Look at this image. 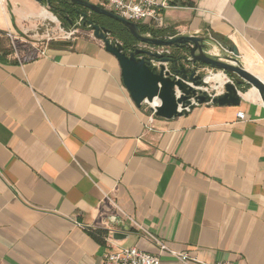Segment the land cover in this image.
Returning <instances> with one entry per match:
<instances>
[{"label":"crops","instance_id":"0c3cea01","mask_svg":"<svg viewBox=\"0 0 264 264\" xmlns=\"http://www.w3.org/2000/svg\"><path fill=\"white\" fill-rule=\"evenodd\" d=\"M162 1L145 33L204 36L219 56L235 45L264 81V0ZM45 7L0 0V264H103L106 241L91 231L157 252L137 224L195 264H264L258 90L159 118L135 105L91 29L48 40Z\"/></svg>","mask_w":264,"mask_h":264},{"label":"water","instance_id":"95a60500","mask_svg":"<svg viewBox=\"0 0 264 264\" xmlns=\"http://www.w3.org/2000/svg\"><path fill=\"white\" fill-rule=\"evenodd\" d=\"M38 1L50 9L66 11L62 4L64 0ZM65 1L74 7L77 19L75 23L70 21L71 27L83 26L91 29L95 38L103 42L106 51L119 60L123 85L137 107L151 104L158 99L160 103L155 105L156 107L151 105L155 115L173 119L202 104L239 106L241 92L247 87L257 89L264 103V81L242 65L235 45L224 47L225 57L228 58L223 59L209 52L211 41L204 36L158 37L142 32L137 23L109 11L98 3L90 0ZM91 14L97 17L94 18ZM101 17L119 23L131 38L118 39L124 37V29L101 24ZM80 19L81 23L78 24ZM160 47L168 48L170 53H158L155 49ZM208 67L225 73L227 77L221 87V93H217V89L212 87L214 96L200 89L209 87V83L205 81L206 77L202 74Z\"/></svg>","mask_w":264,"mask_h":264},{"label":"built area","instance_id":"2783aa9c","mask_svg":"<svg viewBox=\"0 0 264 264\" xmlns=\"http://www.w3.org/2000/svg\"><path fill=\"white\" fill-rule=\"evenodd\" d=\"M99 4L111 12L117 13L123 18L137 23L139 26H143L147 19L153 22H159L161 18V9L166 7V4L162 0H100ZM81 23V19L78 24ZM50 23H43V28L49 29ZM64 31V30H63ZM48 40H58V38L53 37L51 31H48ZM65 39L71 40L72 37L79 33L78 28L70 27L67 31H64ZM9 37L12 38V46L16 48L14 43V37L11 32ZM153 49V47H152ZM158 53L169 54L170 50L168 48L160 47L155 49ZM202 90L208 91L212 94V87H200ZM214 96V94H212ZM194 101V98H193ZM199 106V105H198ZM189 110V108H188ZM155 114V111L153 110ZM239 119H244V112L241 111L237 114ZM140 231L144 233V236L152 243L156 248L157 252L147 253L139 248L135 247H119L115 248V244L108 238H105L106 249L103 255V264H161L162 257L169 255L178 261L185 264H195L197 259L193 257L188 252H177L176 250L170 248L164 241L153 233L147 232L142 226L137 224ZM215 264H233V262H218Z\"/></svg>","mask_w":264,"mask_h":264},{"label":"trees","instance_id":"16d2710c","mask_svg":"<svg viewBox=\"0 0 264 264\" xmlns=\"http://www.w3.org/2000/svg\"><path fill=\"white\" fill-rule=\"evenodd\" d=\"M54 2H57V1H59V0H53ZM62 4H63V7H65L66 8V11H64V12H61L60 10H58V9H53V8H51L50 10L55 14V15H57L58 16V18L61 20V22H62V26L63 27H65L66 26V28L68 29V28H70L71 27V25H70V21H74V23H75V21L77 20L76 18H75V14H74V7L73 6H70V5H68L67 4V2L64 0L63 2H62ZM175 4H177V3H175ZM174 4V5H175ZM183 4H188L187 2H183ZM100 23L101 24H105V25H108V26H114V27H116V28H119V29H124V28H122V26L119 24V23H117L116 21H114V20H110V19H107V18H105V17H101V19H100ZM146 30L144 29L142 32H145ZM4 34V32L2 33V34H0V37H1V35H3ZM124 35V37L123 38H119L120 40H125V38H128V37H130L131 38V35L129 34V33H127L126 32V30L124 29V33H123ZM91 234H93V235H95L96 237H97V239L98 240H100L101 242H103V240H105L104 239V235L102 234V232H98V231H91Z\"/></svg>","mask_w":264,"mask_h":264},{"label":"rangeland","instance_id":"374dc122","mask_svg":"<svg viewBox=\"0 0 264 264\" xmlns=\"http://www.w3.org/2000/svg\"><path fill=\"white\" fill-rule=\"evenodd\" d=\"M45 9L47 10V11H49V12H51L53 15H55L51 10H50V8H49V6H47L46 5V7H45ZM57 18H58V16L57 15H55ZM44 20H46L45 22L46 23H50V26H49V29H50V31H51V34L53 35V37H56V38H58V40H61V41H65L66 39V35H65V33H64V31L66 30L67 31V28H66V26L65 27H63L62 26V22H61V20L58 18V20L57 21H55V20H52V19H45L44 18ZM52 22H51V21ZM44 22V23H45ZM54 22V23H53ZM140 28H142V31L145 29V28H143V27H140ZM45 27H44V31H45ZM64 30V31H63ZM78 30L79 31H83V30H88V28H86V27H83V26H81V27H79L78 28ZM46 32V35L48 36V32L47 31H45ZM80 33H77L75 36H73L72 38L74 39L76 36H78ZM46 36V38H48ZM73 39H71V40H73ZM119 39V38H118ZM68 40V39H67ZM221 57H223V59L225 58H228V57H225V54H221ZM203 73V77L205 78L207 75H208V73L209 72H214V73H217L218 72V70L217 69H211L210 67H208V68H206L204 71H202ZM227 78V77H226ZM207 86H209V87H214L215 88V86L213 85V83H209ZM217 89V88H216ZM217 91V90H216ZM152 104H149V103H146V104H144V106H147L148 108H151L152 109V106H151Z\"/></svg>","mask_w":264,"mask_h":264},{"label":"bare ground","instance_id":"6f19581e","mask_svg":"<svg viewBox=\"0 0 264 264\" xmlns=\"http://www.w3.org/2000/svg\"><path fill=\"white\" fill-rule=\"evenodd\" d=\"M41 17L44 19H52V20H55L57 21L58 18L53 15L51 12L47 11L46 9H44L42 12H41ZM226 75L225 73L221 72V71H218L217 73H214V72H209V74L206 76L205 78V81L207 83H213L214 86H216V88H221L225 82H226ZM160 101L158 99H155L153 103H151L153 106L159 104ZM156 107V106H155Z\"/></svg>","mask_w":264,"mask_h":264},{"label":"flooded vegetation","instance_id":"af4514ba","mask_svg":"<svg viewBox=\"0 0 264 264\" xmlns=\"http://www.w3.org/2000/svg\"><path fill=\"white\" fill-rule=\"evenodd\" d=\"M82 9H83V8H82ZM91 16L94 17V18L97 17V15L95 16V15H93V14H91ZM98 18H99V17H98Z\"/></svg>","mask_w":264,"mask_h":264}]
</instances>
